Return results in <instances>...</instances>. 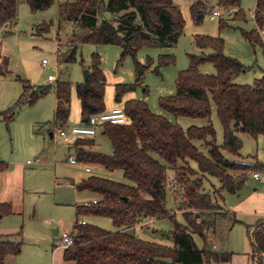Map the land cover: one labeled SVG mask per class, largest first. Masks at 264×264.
Wrapping results in <instances>:
<instances>
[{
  "label": "trees",
  "instance_id": "trees-1",
  "mask_svg": "<svg viewBox=\"0 0 264 264\" xmlns=\"http://www.w3.org/2000/svg\"><path fill=\"white\" fill-rule=\"evenodd\" d=\"M18 0H0V23H13ZM55 0H25L32 11L44 10ZM224 9L236 7L232 19H245L240 0H217ZM114 16V21L101 18L99 11ZM207 5L198 0L191 6L194 22H199ZM67 20L75 21L83 29L77 42L66 51H57L59 63L75 60L78 45L109 44L121 48L119 62L125 56L134 59V81L116 84L114 100L121 102L125 93L142 85L145 73H158L162 67L175 63L174 55L161 54L153 65L152 60L141 63L135 58L143 47H165L176 44L184 26L183 17L173 0H75L66 2L61 10ZM253 19L257 30L243 31L244 38L252 44H261L258 30L264 23V0H256ZM51 22L41 26L47 32ZM228 27L220 21L219 28ZM194 45L201 50L188 54V67L177 73L175 93L161 96L159 106L175 117L210 118L212 108L223 131V142L216 144L212 125L190 126L183 129L163 115L154 113L143 99H129L122 109L126 121L122 124H104L103 134L111 142L113 152L108 155L97 151H81L78 159L82 162L103 166L108 171L121 170L130 184L90 176L75 185L79 191H89L100 196L95 203L77 207V221L73 233V245L65 248L64 258L77 264H212L227 262L230 253L212 250L207 243L209 231L215 230V219L206 217L208 212L217 211L221 206L216 196L199 191L202 178L212 176L219 180L215 193L234 194L242 188L249 175L264 170L259 163H245L229 160L224 153L237 155L242 141L235 131H242L252 137L264 135V75L253 85L236 84L232 78L246 67L237 59L224 54V43L220 36L195 35ZM208 50L209 52H204ZM209 62L215 68L214 74L199 71V66ZM24 90L17 102L0 117L9 123L15 109L23 102L35 103L47 91V87H34L18 78ZM105 76L100 67V56H91L87 77L75 85L80 102L81 117L105 111ZM56 125L66 124L70 115V93L72 84L68 80L55 82ZM146 91V90H145ZM203 141L208 154H204L193 143ZM92 144L91 141L79 140ZM196 164V170L190 162ZM172 171V177L167 170ZM196 175L201 176L198 178ZM195 176V177H194ZM173 178L184 188L181 198L184 223L173 220L170 234L174 246L148 242L134 234L137 224L161 217L173 218L167 209V183ZM9 207L0 204V215ZM101 216L110 219L114 231L86 222L78 224L81 216ZM247 232L252 244V255L264 254V220L257 221ZM193 234L203 242L198 248ZM20 244L0 239V264L5 257L16 256Z\"/></svg>",
  "mask_w": 264,
  "mask_h": 264
},
{
  "label": "rangeland",
  "instance_id": "rangeland-1",
  "mask_svg": "<svg viewBox=\"0 0 264 264\" xmlns=\"http://www.w3.org/2000/svg\"><path fill=\"white\" fill-rule=\"evenodd\" d=\"M75 0H55L53 4L39 11H32L25 0H18L16 5V15L13 23L3 25L0 23V111H6L13 106L20 94L23 92V83L18 79H23L35 87H47L46 93L39 98L34 104L30 105L26 101L14 111V118L7 124L0 118V152L8 159L11 157L14 160L21 161L25 168H35L43 170L36 179V189L38 192L27 193L26 201L36 202V210L38 216L35 218L32 227L25 228H43L45 218L53 217L54 221H61L68 217L74 222V210L72 204V189L67 187L57 186L54 188L52 183L53 167L50 166H33L26 165V160L34 162L35 157L44 149L49 156L51 162L52 158V143L48 138L46 128L52 127L54 123V85L57 79L68 80L72 84L70 93V120L69 126L76 125L80 117V104L76 96L75 85L83 82V71L91 66V56L98 53L100 56V67L105 76L104 86V104L107 109L109 106H118L114 101V90L116 84H127L134 81V59L131 56H125L121 62L119 58L121 55V48L117 45L109 44H80L77 47L75 60L69 63H59L57 60L56 45L59 44L61 51H66L70 46L77 42L78 37L83 33V29L78 27L75 21L67 20L63 14L62 5L66 2ZM198 0H173L181 11L184 26L182 33L179 36L176 44L165 47H143L135 55V58L141 63H146L147 60H152L153 65L156 64L157 58L161 54L174 55L175 63L162 67L156 73L149 70L145 73L142 79V85L135 90L125 93L122 98L121 106L124 105L126 99H143L149 108L157 114L163 115L172 122L178 123L183 129L190 126H208L212 125L215 131L216 144L221 145L223 142V131L221 123L217 117L216 109L213 107L210 118H191V117H175L171 113L163 110L158 103L161 96L173 95L175 93V78L179 71L188 67V54H198L201 52L194 45L195 35H205L216 37L220 36L224 43L223 52L225 55L237 59L242 63L246 69L240 74L232 78V82L236 84L253 85L255 80L260 79L264 75V23L262 30H258L259 35L262 36L261 44H252L247 41L242 32L257 30L253 19V11L256 0H240V7L245 13V19H232L233 13L223 14L214 19L210 18L209 12L212 9L223 10L217 4V0H201L207 5V10L203 14L199 22H194L191 15V6ZM99 19L107 18L114 19V16L106 12L99 11ZM114 21V20H113ZM220 21L226 22L228 27L219 28ZM51 22L47 32H41L40 28L44 24ZM204 52H209L205 50ZM46 60L47 64L43 66L42 60ZM199 71L206 74H214L215 68L209 63H203L199 66ZM54 75L57 79L48 81L47 76ZM146 90V91H145ZM122 108V107H121ZM106 111H110L109 109ZM41 119L40 121H48L46 128L42 129V135L36 136L32 130L38 124H30L31 121ZM235 135L242 141V147L237 155L233 156L224 153V157L229 160H238L245 163H261L264 166V135L252 137L242 131H235ZM95 138L99 144V151L105 154L112 153V145L108 137L100 132L96 133ZM69 139V138H68ZM63 140L55 134L53 141ZM194 145L204 154H208L207 148L203 141L194 140ZM39 144V147H37ZM62 156V155H61ZM57 163V182H61L63 174L72 175L74 178H81L84 176L83 169L79 165H71L64 160L58 158ZM190 167L196 170V164L190 162ZM45 168V169H43ZM167 174L172 177V171L167 170ZM86 175H98L100 177L116 180L119 182L130 184V182L123 177L121 170L108 171L98 166L91 165V172ZM261 175L264 176V170H261ZM198 178L201 176L196 175ZM195 177V176H194ZM173 179L169 178L168 180ZM249 179V178H248ZM247 179V181H248ZM246 181V182H247ZM199 191L203 193L216 196L220 206L228 209L237 201V197L228 193H221V198L216 195V190L220 186L217 178L206 176L202 178ZM245 182V183H246ZM249 188H253L258 181L249 179ZM257 182V183H256ZM259 188H264V180L259 179ZM183 188V186H182ZM55 192V195H54ZM184 193V188L181 193H174L167 187V209L173 213V218L167 216L152 220L147 226L141 225L136 228L138 237L144 241L159 243L166 246H174L173 238L170 231L173 228V220L178 223H184L182 216L181 198ZM56 198L67 201V205H54L52 199ZM173 197V200H171ZM38 206V208H37ZM209 213V212H208ZM88 223L100 226L107 230L114 231L115 227L107 217L101 216H86ZM233 218L236 222L231 229ZM260 216L253 211L237 212L235 216L219 217L216 228V241L223 245L224 251H232V260L234 264L244 256L252 255L251 238L247 232L246 225H254ZM213 237L207 236V243L209 247L215 251L211 246ZM193 239L198 248H202V239L193 234ZM255 264L256 256L253 257ZM231 264V263H230ZM239 264V263H238ZM250 264H253L252 260Z\"/></svg>",
  "mask_w": 264,
  "mask_h": 264
},
{
  "label": "crops",
  "instance_id": "crops-1",
  "mask_svg": "<svg viewBox=\"0 0 264 264\" xmlns=\"http://www.w3.org/2000/svg\"><path fill=\"white\" fill-rule=\"evenodd\" d=\"M261 39H262V36H261ZM23 90H24V85H23ZM17 94L21 95L22 93H19L18 91ZM54 95H55V88H54ZM19 97L17 98V100L19 99ZM17 100L14 102V104L17 102ZM127 100L129 99H126L125 101ZM23 103L18 105L17 108H19ZM115 103L117 104L120 103V104L118 106H116V104L114 106H109L107 107V109L105 107V111L108 109L113 110V109L122 107L121 102L115 101ZM55 108H56V96H55V103H54V112H55ZM0 112H4V111H0ZM13 118H14V115H13ZM69 118H70V115H69ZM69 118L66 124H64L65 126H69L70 124ZM1 120L4 121L2 118ZM40 120L41 119L34 120V123L33 121H31L30 124H35V123L38 124L36 129L34 128L32 132L37 137L40 135L44 137V134H42V131H41L42 129H40L39 127L46 128L48 126V121L44 122ZM84 120L85 119L82 118L80 114V117L75 124L79 125L82 122H84ZM9 123H6L7 126L9 125ZM55 126H56V122L54 119V123L52 127L46 128V131L48 132L47 133L48 138L51 139V143H52L53 162H51L49 159L50 155H48L47 152H45V150L43 149L39 153V155L35 157L34 162H31V161L28 162L29 159L26 160V165L32 164L33 166H37V167H41V166L53 167L52 183L54 185V188H56L57 186H61V187L68 186L69 188L72 189L71 197L73 201H72V204H70L73 206V210H74V222L72 225V229L68 231V229L71 227V224H72V221H69V223L67 222L70 216V211H68V217L65 218V220L62 219L61 221L57 220V222H55L53 217H48L47 215V217L44 219L45 224L43 228H29L28 230L25 231V228L33 226L35 218L38 216L37 210L39 209L37 206L38 209L36 210L35 205H32V204H36V202L26 201L25 199L26 194L38 192L36 189L35 182H36L38 174L42 172L43 170L35 169V168H25L23 167V163L21 161L14 160L11 157H8V159H6V157L2 155V153L0 152V204L9 207L8 213L0 215V239L5 242H13V243L20 244L19 254L16 256L5 257L6 264H77L73 260H66L64 258L65 248L61 246L60 236H61V233L63 232H69L71 234L75 232V224L77 221V207L78 206L90 204L93 202V200H99L100 198L98 194H95V193H92L86 190H83V191L77 190L75 185L90 176L100 177L98 175H86L87 173L89 174L91 172V165L98 166L103 169L105 168L101 165L82 162L78 159V154L81 151L90 150V151L101 152L98 149L99 144H98L97 139L95 138L96 134L93 137H86V138L71 137L69 139L53 141V138L55 136V133H54ZM97 132H100L103 134L102 127L99 128ZM79 140L91 141L92 144L83 143V142H80ZM37 147H39V144H37ZM112 152H113V148H112ZM70 156L74 157L76 162L74 163L69 162L68 158ZM58 158H64L63 161L71 165H79L83 169L84 176H82L80 179L79 178L76 179L72 175L63 174L60 179L61 182H57V172H58L57 163L59 162ZM254 172H257L261 175V170H257ZM254 172H252L249 175V179L251 178L254 181H258L259 184L262 183V182H259V179L253 177L252 174ZM248 181L242 186L240 190H238L234 194H231V195L236 196L238 199L237 201L234 202L232 206H230L228 209L221 207V209L217 211L209 212L208 216H206L210 220L212 218L215 219V230L209 231L208 236L213 237L212 238L213 243L211 244V246L212 247L214 246L213 248L217 252H228V250L224 251L223 245H220L215 239L217 222L218 220H220L219 217L223 218V216H228V215L235 216L236 211L237 212L253 211L254 213H257L260 216V218L257 221L264 220V188L257 187L258 186L257 182H256L257 184L253 186V188H249L251 184H248L249 183ZM54 195H55V192H54ZM170 198L171 200H173V197L170 196ZM52 203L54 205L61 204V206L68 204L67 201L66 200L64 201L63 199H59L57 201L55 196L52 199ZM85 217L86 216H81L79 217V219H83L86 222H88ZM152 220H145L137 224L136 226H134L132 228L134 234L138 236L136 232V228L141 225L147 226L150 222H152ZM236 222H239V221L233 218L232 224L230 225L229 229H231L232 226ZM252 226L253 225H246L247 229L248 227H252ZM228 253H230L231 255L229 261L213 262L212 264H230V263L234 264L235 260L234 261L232 260V258H234L233 257L234 253L232 251ZM256 259H257L256 262L258 264H264V254H260L258 258L256 257ZM251 260L253 264H255V262L253 261L254 260L253 255H247L245 258L243 256L239 260V262L237 261V264L238 263L239 264H250Z\"/></svg>",
  "mask_w": 264,
  "mask_h": 264
},
{
  "label": "built area",
  "instance_id": "built-area-1",
  "mask_svg": "<svg viewBox=\"0 0 264 264\" xmlns=\"http://www.w3.org/2000/svg\"><path fill=\"white\" fill-rule=\"evenodd\" d=\"M235 11V8H226L223 10L219 9H212L209 14L210 18L214 19L216 17H219L223 14H231ZM60 50L59 44L56 45V51ZM41 64L45 66L47 64L46 60H42ZM57 78L49 74L47 76L48 81H54ZM126 121V116L122 108H116L110 111H103L99 113L91 114L88 118L84 120L79 125H71V126H65V125H56L55 126V134L59 136L61 139H68L71 137H78V138H86V137H93L97 130L101 128L104 124H122ZM69 162L74 163L76 162L75 158L70 156L68 158ZM30 162V161H28ZM254 178L262 179L264 180V176L260 175L257 172H254L253 174ZM167 187L171 189L174 193H181L183 191L182 186L177 183L174 179H170L167 183ZM97 200H93L92 203H95ZM88 205V204H87ZM86 223L85 220L79 219L78 224L84 225ZM61 239V246L64 248L71 247L73 245V234L69 232H63L60 236ZM214 247V246H213Z\"/></svg>",
  "mask_w": 264,
  "mask_h": 264
},
{
  "label": "water",
  "instance_id": "water-1",
  "mask_svg": "<svg viewBox=\"0 0 264 264\" xmlns=\"http://www.w3.org/2000/svg\"><path fill=\"white\" fill-rule=\"evenodd\" d=\"M88 70L83 71L84 79L87 77Z\"/></svg>",
  "mask_w": 264,
  "mask_h": 264
}]
</instances>
